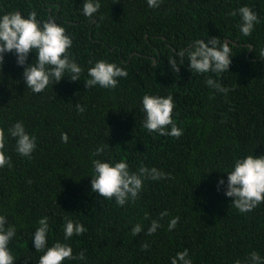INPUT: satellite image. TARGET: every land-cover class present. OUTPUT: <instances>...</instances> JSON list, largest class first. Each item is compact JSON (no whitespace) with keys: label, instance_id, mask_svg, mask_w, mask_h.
Returning a JSON list of instances; mask_svg holds the SVG:
<instances>
[{"label":"trees","instance_id":"obj_1","mask_svg":"<svg viewBox=\"0 0 264 264\" xmlns=\"http://www.w3.org/2000/svg\"><path fill=\"white\" fill-rule=\"evenodd\" d=\"M83 3L0 0V15L16 11L26 18L35 10L37 22L52 17L71 38L70 59L83 70L79 81L65 76L34 93L22 73L35 63V53L24 66L13 53L0 64V129L10 159L0 168V215L16 227L8 245L14 264H38L43 252L35 250L32 237L42 217L48 218V247L59 241L74 256L84 252V260L62 264H171L185 249L192 264H249L252 252L264 261V203L241 213L224 194L236 159L264 156V0H160L156 8L147 0H99L93 18L83 14ZM242 6L259 19L250 36L241 34L239 14L229 15ZM211 38L218 48L229 43L228 71L192 72L187 52ZM100 60L128 73L114 89L84 86L87 70ZM208 78L228 92L208 86ZM144 95L173 97L179 138L142 127ZM18 121L36 138L30 158L16 152L8 135ZM99 147L104 151L93 155ZM93 160H123L130 172L143 166L167 176L144 179L137 198L118 206L92 192ZM174 217L179 221L169 231ZM67 220L86 231L65 241ZM153 220L160 227L148 235ZM138 223L142 232L133 236Z\"/></svg>","mask_w":264,"mask_h":264},{"label":"clouds","instance_id":"obj_2","mask_svg":"<svg viewBox=\"0 0 264 264\" xmlns=\"http://www.w3.org/2000/svg\"><path fill=\"white\" fill-rule=\"evenodd\" d=\"M150 8L160 5V0H147ZM101 7L99 0H84L82 12L86 17L93 18ZM239 14L241 23L239 29L242 35L250 36L254 24L259 23L258 16L248 6H242L238 10L229 13L231 16ZM35 10L25 18L21 13L5 12L0 15V64L3 63L5 53H13L16 56L18 66H24L28 55L35 53V63L28 64L23 70V79L28 88L34 93L42 92L50 83L56 84L67 76L72 81H79L82 68L72 59L68 49L72 45L71 38L65 29L58 25L52 17L47 21L37 22ZM220 42L211 38L205 43L198 40L187 52L190 70L194 73L213 72L221 74L228 71L231 63V48L228 42L217 47ZM211 45V47H209ZM185 53H178L183 59ZM260 57H264V48L260 50ZM169 64L174 71H179L175 59H170ZM67 74V75H66ZM88 79L84 82L85 88L100 86L105 89H114L118 79L127 77L125 69L104 60L97 61L87 70ZM54 82V83H53ZM207 85L217 91L227 93L228 89L222 87L216 81L208 78ZM175 105L171 95L167 97L144 95L142 98V110L144 120L142 127L149 133H158L161 136L179 138L182 130L173 122L172 112ZM77 112L83 113L84 107L76 105ZM170 126V130H169ZM8 135L15 140V150L22 157H31L36 148V138L30 136L22 122H16L8 129ZM62 142H67L68 136L61 134ZM5 132L0 129V168L10 166V159L5 156ZM104 151L103 147L95 150L93 155H99ZM93 176L91 177L92 192L103 197L104 200H115L118 206H124L127 202L134 201L142 186L144 179L161 180L167 174L156 168L140 167L138 172H130L128 164L121 160L114 164L93 160ZM224 181L220 180L219 184ZM225 196L233 198L232 206L241 213L250 212L259 204L264 203V156L254 157L248 155L234 161L233 169L227 174ZM166 211L160 213L161 219L167 216ZM147 219V215L145 216ZM179 217L169 221V231L175 229ZM6 217L0 215V264H14V257L10 254L9 243L16 235V227L7 225ZM160 227L158 221L153 220L148 227L147 234L152 235ZM86 229L83 225L67 220L64 227V240H69L73 235L80 236ZM49 223L47 217L38 220V227L32 237L34 248L37 252H43L38 264H62L64 260H84V252L74 256L72 248L67 243L55 242L48 247ZM142 232V225L136 224L131 228L133 236ZM143 247L147 249L148 245ZM249 264H264L258 253L249 255ZM171 264H192L188 258V250L177 252L171 259ZM236 264H240L237 261Z\"/></svg>","mask_w":264,"mask_h":264}]
</instances>
